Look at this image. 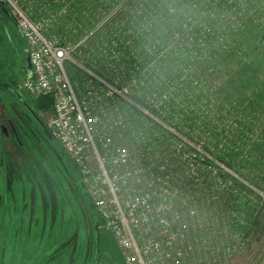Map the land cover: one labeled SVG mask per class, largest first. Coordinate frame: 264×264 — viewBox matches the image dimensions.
<instances>
[{
    "label": "built area",
    "instance_id": "obj_1",
    "mask_svg": "<svg viewBox=\"0 0 264 264\" xmlns=\"http://www.w3.org/2000/svg\"><path fill=\"white\" fill-rule=\"evenodd\" d=\"M49 1L0 0L28 44L22 88L52 98L45 125L125 263L232 264L250 251L242 229L264 192L220 159L238 118L214 108L197 65L168 69L173 39L140 33L134 47L121 30L99 35L115 10L79 34L62 26L75 0Z\"/></svg>",
    "mask_w": 264,
    "mask_h": 264
},
{
    "label": "rangeland",
    "instance_id": "obj_2",
    "mask_svg": "<svg viewBox=\"0 0 264 264\" xmlns=\"http://www.w3.org/2000/svg\"><path fill=\"white\" fill-rule=\"evenodd\" d=\"M27 53L28 44L15 22L0 11V78L13 84L45 123L51 110L41 109L40 98L28 95L22 88L28 74ZM251 58L241 64L222 59L217 67H201L221 98L252 103L254 100L249 97L254 94L256 102L264 105V60L256 54ZM10 110L16 112L20 120L27 121L30 135L18 131L17 166L7 159L11 148L0 146V238H7L9 243L18 246L15 256L5 257L1 264H93L97 253L95 226L92 229L89 223L92 215L85 210L90 208L85 204L82 190L74 189L69 182L65 157L1 88L0 143L5 135L2 126ZM35 185L38 189L41 185L44 189L50 185L55 194H49L45 200L38 192L35 198ZM29 209L58 210L56 214L49 211L45 219L38 211L29 215ZM22 212L15 220V215ZM74 237L77 243L71 247ZM100 252L99 264H126L112 234L101 227ZM232 264H264V237L254 243L250 251L235 256Z\"/></svg>",
    "mask_w": 264,
    "mask_h": 264
},
{
    "label": "trees",
    "instance_id": "obj_3",
    "mask_svg": "<svg viewBox=\"0 0 264 264\" xmlns=\"http://www.w3.org/2000/svg\"><path fill=\"white\" fill-rule=\"evenodd\" d=\"M52 1V7L60 9ZM110 10H115L113 20L99 35L121 30L134 47L143 43L135 41L140 33L148 43L147 37L164 45L173 39L179 49L164 60L170 70L179 63L197 65L198 76L207 78L203 67H217L222 59L241 64L256 54L264 60V0H75L62 26L71 24L81 34ZM214 96V108L225 114V120L238 118V128L226 136L220 159L264 192V105L256 102L254 94L249 97L252 103L228 101L215 89ZM39 107L51 110L52 98H40ZM251 207V220L242 230L257 242L264 237V204Z\"/></svg>",
    "mask_w": 264,
    "mask_h": 264
},
{
    "label": "flooded vegetation",
    "instance_id": "obj_4",
    "mask_svg": "<svg viewBox=\"0 0 264 264\" xmlns=\"http://www.w3.org/2000/svg\"><path fill=\"white\" fill-rule=\"evenodd\" d=\"M3 15L6 16L4 13H3ZM9 16H10V14H9ZM26 69L28 70V55H27V60H26ZM2 80L5 83L11 85V87L15 91L19 92V90L13 84H11L10 82H8V81H6L4 79H2ZM9 95L20 106V108L26 114L28 120H30L34 124L35 122H34L32 116L29 114V112L13 97V95H11L10 93H9ZM10 112L11 113L6 116V119H7L6 120V124L2 126V127L5 128L6 132H5V135L2 137L0 146H3V147H8L9 146L11 148V151H7V154H8L7 159L14 166H17V160H18V158L16 156V152H17L16 149L20 147V146H18V143H17V138H18V133H19L18 131L20 129V130H22L24 132V134H26L28 136L30 134H28V131H29L28 129L29 128H28V125L26 123L27 121H24L22 119L20 120V118H19V116L17 115L16 112H12L11 110H10ZM22 122H24V123H22ZM65 169H66V171H67V173L69 175V177H68L69 182L71 183V185L73 186L74 189H76V190H78L80 192L82 190V188L80 186V182H79L78 177L81 180H82V178H81V175L79 173L78 168L71 162V165H69V164L65 165ZM52 190L53 189H52V187L50 185L48 186L47 189H44L43 188V185H41L40 189H38L37 186L35 185L34 186V191H33V196H35V198H37V193L38 192H41L42 195H43L42 198L45 199V197L49 196V194H55L54 190L53 191ZM53 200H54V202L56 201L55 197H53ZM86 203L87 202H85V204ZM25 210H27V209H25ZM57 210L58 209H29V215H30V213H32V215H34L35 212L38 211V212H41V216L42 217L45 216V219H47V216H48L49 211H51V212L53 211V213L56 214L57 213ZM85 210H86L87 213H90L92 215V218H89L88 220H89V223L91 224L92 229H93V225L95 226V220H94V215L92 213V210H91V208L90 209H85ZM94 211H95V209H94ZM22 215H23V212L22 213H18L17 215H15V218L14 219L16 220L19 216H22ZM96 216L98 218L97 213H96ZM98 221H99V219H98ZM15 225H16V221H15ZM11 227L13 228L14 225L11 226ZM12 230H11V232H12ZM74 238L75 239H73L72 241H70L71 244L73 243L72 246L70 245L71 247H74V243H77L76 237H74ZM23 248H25V247H23ZM17 249H18V246H15V244H13V243H9V240L7 238H0V264H1V261H3L5 259V257H7V256H9V257L10 256H15ZM26 249H27V246H26ZM62 253H64V248H62Z\"/></svg>",
    "mask_w": 264,
    "mask_h": 264
},
{
    "label": "water",
    "instance_id": "obj_5",
    "mask_svg": "<svg viewBox=\"0 0 264 264\" xmlns=\"http://www.w3.org/2000/svg\"><path fill=\"white\" fill-rule=\"evenodd\" d=\"M0 11L2 13H4L6 16H9L8 11L3 7L0 6ZM10 17V16H9ZM31 65L28 59V73L31 74ZM0 88H2L4 91L10 93L11 95H13V97L29 112V114L32 116L33 120L37 123V125L39 126L40 130H42V132L46 135V137H48V139L52 142L55 143L56 147L60 150L61 154L65 157L67 163L69 165H71V161L69 159V157L67 156V154L64 152V150L61 148V146L54 140V138L52 137L51 133L49 132V130L47 129L45 123L41 120V118L39 117V115L37 114L36 111H34V109L30 106V104L27 102V100H25V98L17 91H15L11 85L5 83L1 78H0ZM4 132H6L5 128H4ZM79 182H80V186L82 188V192L84 195V198L86 200V202L88 203L89 207L92 210V213L94 215V220H95V233H96V245H97V253L95 256V259L93 261V264H99L100 258H101V252H100V225H99V221L98 218L96 216V213L94 211V208L92 207V204L90 203L87 193L85 191L84 185L82 180L78 177Z\"/></svg>",
    "mask_w": 264,
    "mask_h": 264
}]
</instances>
